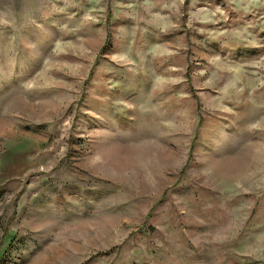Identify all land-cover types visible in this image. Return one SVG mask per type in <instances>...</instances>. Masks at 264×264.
Segmentation results:
<instances>
[{
	"label": "rangeland",
	"instance_id": "obj_1",
	"mask_svg": "<svg viewBox=\"0 0 264 264\" xmlns=\"http://www.w3.org/2000/svg\"><path fill=\"white\" fill-rule=\"evenodd\" d=\"M0 264H264V0H0Z\"/></svg>",
	"mask_w": 264,
	"mask_h": 264
}]
</instances>
